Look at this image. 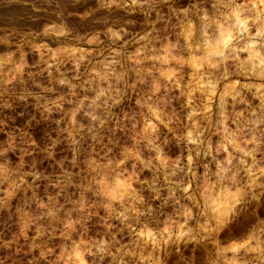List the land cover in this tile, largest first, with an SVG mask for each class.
<instances>
[{
    "label": "clouds",
    "instance_id": "clouds-1",
    "mask_svg": "<svg viewBox=\"0 0 264 264\" xmlns=\"http://www.w3.org/2000/svg\"><path fill=\"white\" fill-rule=\"evenodd\" d=\"M0 264H264V0H0Z\"/></svg>",
    "mask_w": 264,
    "mask_h": 264
}]
</instances>
